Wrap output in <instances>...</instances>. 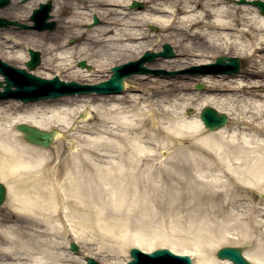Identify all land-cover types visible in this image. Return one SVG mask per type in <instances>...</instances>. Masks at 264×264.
Instances as JSON below:
<instances>
[{
  "label": "bare ground",
  "instance_id": "1",
  "mask_svg": "<svg viewBox=\"0 0 264 264\" xmlns=\"http://www.w3.org/2000/svg\"><path fill=\"white\" fill-rule=\"evenodd\" d=\"M46 1H26V14L16 18L27 20L30 9ZM50 1V14L60 34L34 31L24 40L26 49L41 53L35 75L52 78L67 73L66 79L89 84L105 81L113 65L135 60L147 50L160 51L169 42L165 34H158V40L147 34L144 27L153 24L163 33L177 31L178 40L187 43L180 52L176 50V58H157L159 68L208 65L220 52L230 50L245 59L246 67L236 75L186 74L170 79L136 75L125 79L122 93L106 96L91 93L26 104L0 102V113H15L0 123V182L7 186L0 210V264H75L77 255L67 246L70 241L78 247L86 243L89 239L83 232L93 226L108 234L115 225L109 217L100 224L107 212L101 204L102 190L111 186L116 192L117 181L133 180L135 168L150 160L137 139L147 144L152 136L161 135L165 141L161 148L171 150L168 162L187 179V189L193 188L196 196L209 202L217 216L235 211L242 206L241 200L264 196L260 194L264 192V15L256 7H234L223 0H142L146 8L137 10L129 8L134 0ZM92 16L101 24L82 28L91 23ZM68 38L76 42L69 44ZM193 42L201 48L195 50ZM11 43L0 44V58L24 67L28 55L13 52L20 45L17 38ZM83 59L92 70L75 66ZM44 70L53 74L44 75ZM0 80L4 82L2 76ZM187 81L203 84L205 94H192ZM176 101H182L183 112L191 108L194 114H181L171 127L159 124V118L169 122L176 117ZM205 106L225 113L231 122L207 130L199 118ZM20 123L43 130L56 128L53 152L26 143L14 129ZM77 124H81L79 129ZM173 142L177 148L170 146ZM65 148L68 153L63 156ZM115 210L110 212L116 214ZM243 215L252 227H264L257 219L264 218V207L247 206ZM61 238H66L65 248L59 243ZM140 239L137 236L132 247L154 250ZM213 239L205 228L196 230L193 264H228L211 254ZM181 247L171 250L189 254L185 244ZM77 254L88 255L80 250ZM244 255L253 264H264L256 250Z\"/></svg>",
  "mask_w": 264,
  "mask_h": 264
},
{
  "label": "rangeland",
  "instance_id": "2",
  "mask_svg": "<svg viewBox=\"0 0 264 264\" xmlns=\"http://www.w3.org/2000/svg\"><path fill=\"white\" fill-rule=\"evenodd\" d=\"M137 1L144 4L143 8L140 9L144 10L146 8V4L144 3V1ZM46 2H44L43 4H46ZM223 2L234 5V7L236 5H243L237 4L235 0H223ZM25 3L26 2H22V0H9V4L6 7L0 8V17L6 18L9 21H17L26 25L30 24L31 22L29 21V18L32 9H30L27 20H19L18 18H16V15L26 14L27 8L24 7ZM247 6L252 7V5L250 4H247ZM37 7L38 4L33 9ZM53 18L54 17L51 16L50 20L54 21L56 23V26L52 31L21 29L16 26L0 27V44L4 46L12 45L11 41L14 38H17V40L20 41V45L14 47L13 52L15 51L21 54H28L27 49L24 46V40L27 38L26 36L29 32L35 31L53 35L60 34V31H57L59 28L58 22ZM98 24H101L100 20ZM96 25H92L91 22L89 25L82 26V28L88 29ZM153 27H155V31L152 30ZM144 28L147 34L150 35L153 40L159 39L158 34L167 35L169 37V42L167 44L172 47L174 53H176V50L180 52L181 47H183V45H187V43H185L186 41L183 42L178 40L180 39V37L178 33H176L177 31L163 33L160 32L159 28L154 26V24L145 26ZM175 41H179L178 45L176 44V46ZM67 42L69 44H74L76 42V39L68 38ZM201 46L202 45L199 42H193V47L195 48V50L200 49ZM34 50L39 51V49ZM221 55L227 57H237L234 56L233 50H230V52H220L218 56ZM177 56L178 55L175 54L173 58H176ZM239 58V61H241V70L239 71L241 72L246 67V61L242 57ZM156 59H154L150 63H146L145 66L150 69H159L158 65H156ZM125 62L123 61L117 64ZM9 64L13 66L16 65H14L13 63ZM75 66H77V63H75ZM38 67L39 65L35 70H33V73L37 72ZM190 67L191 65H188L187 67L172 68L168 69L167 71H182ZM92 69L93 67L91 66V70ZM42 73L48 76H51L53 74L51 70H44ZM65 75H67V73H61L57 76L59 77V79L64 81H76L75 79H66ZM183 75L185 76L186 74H176L175 76H153L170 79ZM133 76L127 78L126 80H133ZM76 82L88 83L83 81ZM187 82L190 83L189 81ZM190 84L191 91L193 92L192 94L197 97H201L205 94V88L204 90L197 91L195 89L196 84L192 81ZM89 95L90 94H85L81 96L87 97ZM0 102L4 103L5 101ZM180 104H182V101H176V107L174 109V115L176 117H174V119H169L170 121L168 122V118H159L157 120L158 123L171 127L173 124H175V122L181 119V114L185 116H191L192 114H194L193 109L190 108L191 114L187 115V111L189 108L185 109L183 112V108H181ZM14 115L15 113L13 111L5 110L3 113H0V123L5 124L6 120L13 118ZM230 122L231 121L229 117L228 123ZM80 125L81 124H77L78 129L80 128ZM152 137V141H149L150 143L147 144L146 141L145 143H143L141 142V139H137V142L143 145L142 148H145V150H147L146 152H149L151 156L148 162H143L137 168H135V172L137 173L136 178H133V180L130 179L128 181H117L118 187L116 192L111 190V186H104L101 194V204H103V208L107 212L106 214L104 213L102 215V218H104L102 219V222L100 224H105V218L109 217V219L111 218L115 226H111L112 229L107 231L109 233L106 235H103L101 229L97 226H93L92 228H89L88 231L83 232V237L88 238L89 240H86L87 242L82 243L81 246L79 245V250L82 251V253L88 255L77 254L75 264H86L85 257H92L97 261V263L100 264H115L116 261L129 258L127 250L132 247V243L134 242L133 240L139 235L141 236V239L144 240L142 241L140 239L142 244H144V242H148L154 249L167 247L168 249L170 248L174 250H181V246L185 244V248L189 252L188 255L192 258V261H194L196 250L194 251L192 243L195 238V232L198 228H205L207 232L214 238L209 245V247H212V250L210 252L214 256V258L215 251L218 248L225 246L242 247L243 253L248 252L249 250H256L258 253H260L261 256L264 257V227H252L248 223V217L243 215L244 209L247 206H256L259 208L264 207V203H260L261 200L264 201V196L256 195L254 200H241L240 204L242 206L235 209V211L232 210V212L228 215L217 216L213 212L209 202L199 198V196H196L197 194L193 191V188L192 191L189 188L187 189L186 186L189 185L187 179H185L184 176L181 177L179 169L175 167V165L168 162L171 150L167 151L166 149L161 148L162 144H164L165 142H163V138L161 137V135H155ZM55 143H53V145H55ZM119 144L123 145L124 143L123 141H119ZM53 145L47 148V150L53 152ZM170 146H173L175 148L178 147V145L174 142L171 143ZM67 153V148H65L63 149L61 154H63L64 156ZM120 161L123 162L122 159ZM260 194L264 195V192H261ZM2 205H0V210L2 208ZM113 208L116 209V214L110 212V210H112ZM257 219L262 220L264 223V218L257 217ZM119 224H124L125 227L123 228ZM125 228L126 230H124ZM59 243L62 247L65 248L67 243L66 238L59 239ZM67 246L69 250V244H67ZM220 261L228 262L227 260ZM228 264L231 263L228 262Z\"/></svg>",
  "mask_w": 264,
  "mask_h": 264
},
{
  "label": "water",
  "instance_id": "3",
  "mask_svg": "<svg viewBox=\"0 0 264 264\" xmlns=\"http://www.w3.org/2000/svg\"><path fill=\"white\" fill-rule=\"evenodd\" d=\"M8 0H0V7L8 4ZM240 3L244 0H240ZM252 5H255L260 9V13L264 14V1L252 0ZM143 6L141 3L133 2L132 8L140 9ZM50 3L40 4L38 10H34L32 20L35 21L33 28L38 30L49 29L55 27L54 22H47L49 18ZM95 22H97L95 20ZM9 24L18 25L21 28H28L25 25H19L16 22H10L6 19L0 18V26H7ZM162 51L157 53L146 52L145 55L138 61L128 62L125 65H118L113 67L111 70L113 73L111 77L105 82H101L96 85H79L75 82L64 83L57 77L54 79L47 80L44 78L37 77L26 72L25 69H19L3 63L0 60V73L4 75V85L0 81V87L3 88L0 91V99H20L22 102H28L46 98H56L62 95L74 94V93H90L96 92L100 94L120 93L124 88V78L131 76L134 73H153V74H166L169 76L176 75L177 71H164L160 69L152 70L148 69L143 65L144 62H150L156 57H173L174 53L169 44L162 46ZM31 60L27 61L25 65L29 70H33L39 63V53L31 51L29 49ZM240 59L237 57H217L215 63L209 65H203L200 67H192L187 71L194 74H207V73H226L234 74L240 70ZM78 66L85 67V62L80 61ZM196 89H203V85L197 84ZM200 119L208 130H216L228 121L225 113H219L214 108L206 106L202 108L200 113ZM16 130L22 132L23 138L31 144L38 145L41 147H49L54 141V135L56 129L41 130L27 124H18L14 127ZM6 188L0 183V205L5 200ZM72 251L77 252V245L74 242L69 243ZM129 251L130 257L133 258L127 264H191V259L188 255H175L167 249H156L151 253H145L140 249L133 247ZM218 259H227L233 262V264H251L247 259L242 256V249L236 247H224L216 252ZM87 264H98L92 258H87Z\"/></svg>",
  "mask_w": 264,
  "mask_h": 264
}]
</instances>
